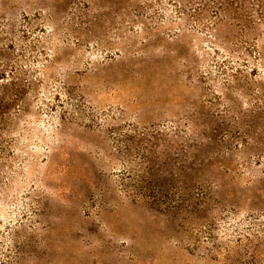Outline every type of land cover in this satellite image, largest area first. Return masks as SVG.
<instances>
[{
	"label": "rangeland",
	"instance_id": "obj_1",
	"mask_svg": "<svg viewBox=\"0 0 264 264\" xmlns=\"http://www.w3.org/2000/svg\"><path fill=\"white\" fill-rule=\"evenodd\" d=\"M0 264H264V0H0Z\"/></svg>",
	"mask_w": 264,
	"mask_h": 264
}]
</instances>
